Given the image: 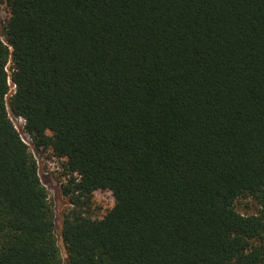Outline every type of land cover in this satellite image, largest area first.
<instances>
[{
    "label": "trees",
    "instance_id": "1",
    "mask_svg": "<svg viewBox=\"0 0 264 264\" xmlns=\"http://www.w3.org/2000/svg\"><path fill=\"white\" fill-rule=\"evenodd\" d=\"M0 4V264H63L12 116L69 264H264V0Z\"/></svg>",
    "mask_w": 264,
    "mask_h": 264
},
{
    "label": "rangeland",
    "instance_id": "2",
    "mask_svg": "<svg viewBox=\"0 0 264 264\" xmlns=\"http://www.w3.org/2000/svg\"><path fill=\"white\" fill-rule=\"evenodd\" d=\"M9 18L7 9L0 4V33ZM15 88L12 85V90ZM12 120L20 132L22 138L30 146L31 151L38 160L40 167V177L49 193V199L53 203L56 213V229L55 234L58 240V245L61 250L63 264H69L67 259L66 248L61 236L63 215L71 207L69 198L63 193V185L66 184L67 179L64 176V168L62 161L58 159H51L49 153H44L35 149L32 141L24 132V123L22 119H17L12 116ZM114 199L110 192L95 194L93 197V204L91 205V214L94 218H103L105 214L113 207ZM236 209L243 215L257 214L259 211L258 205L250 198H240L236 201Z\"/></svg>",
    "mask_w": 264,
    "mask_h": 264
},
{
    "label": "built area",
    "instance_id": "3",
    "mask_svg": "<svg viewBox=\"0 0 264 264\" xmlns=\"http://www.w3.org/2000/svg\"><path fill=\"white\" fill-rule=\"evenodd\" d=\"M23 123H24V120H23ZM24 140V139H23ZM31 140V139H30ZM25 141V140H24ZM26 143V142H25ZM27 144V143H26ZM33 144V143H32Z\"/></svg>",
    "mask_w": 264,
    "mask_h": 264
}]
</instances>
